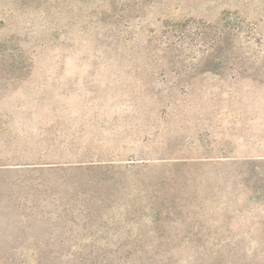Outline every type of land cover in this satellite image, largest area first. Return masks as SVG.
<instances>
[{
    "label": "rangeland",
    "instance_id": "rangeland-1",
    "mask_svg": "<svg viewBox=\"0 0 264 264\" xmlns=\"http://www.w3.org/2000/svg\"><path fill=\"white\" fill-rule=\"evenodd\" d=\"M0 264H264V0H0Z\"/></svg>",
    "mask_w": 264,
    "mask_h": 264
}]
</instances>
